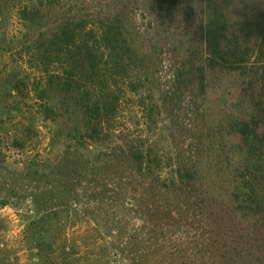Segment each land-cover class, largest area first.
<instances>
[{
    "label": "rangeland",
    "instance_id": "obj_1",
    "mask_svg": "<svg viewBox=\"0 0 264 264\" xmlns=\"http://www.w3.org/2000/svg\"><path fill=\"white\" fill-rule=\"evenodd\" d=\"M175 1L166 14L155 0H41L44 8L27 18L20 11L26 0H0V264H218L207 246H197L207 236L201 206L181 217L173 203L176 192L158 189L133 204L130 193L139 195L146 183L131 179L125 160H118L119 168L111 160L116 146L145 141L181 160L200 154L206 177L228 175L227 168H215L233 148L227 146L238 141L229 131L231 117L254 115L264 123L257 87L246 83L249 75L208 71L203 93L173 83L180 59L192 49L195 57L201 54L200 26L209 0ZM71 6L84 15L120 8L147 54L148 79L139 93L126 86L109 139L73 136L75 125L84 129L77 116H58L66 124L61 132L53 117L40 113L34 87L45 82L46 73L30 60L31 46ZM211 7L231 14L234 27H264V0H211ZM143 94L153 107L150 115L138 104ZM63 96L58 89L46 101L61 107ZM171 170L164 168L162 175ZM231 204L226 193L204 211L219 217ZM154 207L171 217L145 219ZM217 224L216 237L236 251L234 264H264V232L253 229L252 219L233 215Z\"/></svg>",
    "mask_w": 264,
    "mask_h": 264
},
{
    "label": "trees",
    "instance_id": "obj_2",
    "mask_svg": "<svg viewBox=\"0 0 264 264\" xmlns=\"http://www.w3.org/2000/svg\"><path fill=\"white\" fill-rule=\"evenodd\" d=\"M26 2L20 9L24 17H32L44 8L41 0ZM155 2L159 12L166 14L176 3L175 0ZM91 13L81 14L73 6L62 12L49 34H41L33 41L30 60L46 73L45 82L36 81L34 87L35 95L42 100V116L53 117L61 132L66 124L60 123L58 116H77L84 129L80 131L79 124L75 125L73 136L80 134L82 138L93 140L109 139L112 138L109 126L118 115L126 86L131 92L139 93L150 70L145 63L147 54L133 40L120 8L108 9L107 12L98 9ZM240 24L241 27H234L231 14L211 7L209 0L207 18L200 26L201 54L195 57L196 49H192L180 59L174 68L173 83L179 87L196 88L203 93L208 71L222 69L249 75L246 83L256 85L263 108L264 27L259 30L253 23ZM248 71L252 72L247 74ZM21 82L17 81L13 86ZM58 89L64 93L60 99L64 112L59 111L61 107L58 105L46 101L48 95L55 94ZM138 104L145 115H150L153 107L148 106L144 94L139 97ZM229 122V131L238 137V141L227 146H230L228 149L233 148L218 159V167L215 168L221 172L227 168L230 171L228 175L206 177L202 173L200 154L181 160L166 152L164 146L145 141H127L116 146L113 151L115 158L111 159L117 161L113 163L115 168L120 166L119 159L125 160L131 166V179L139 176L140 184L146 183V186H140L143 191L139 195L130 193L128 199L133 204L147 198L148 190L158 189L161 192H176L173 203L177 206V215L181 217L189 215L188 210L201 206L207 236L197 242V246H207L211 258L218 264H234L235 249L216 237L219 228L216 222L225 221L227 216L243 215L252 219L253 229L256 225L258 231L264 232V123L260 124L261 121L254 115L231 117ZM68 132L71 133V130ZM158 149L165 152L160 154ZM166 167L172 170L163 176ZM226 183H230V189L224 192L222 188H227ZM226 193L232 204L224 210L225 214L217 217L211 209L204 211L205 205H212L218 199L223 201ZM71 196L73 198L69 199L74 200L75 194ZM164 216L171 217L154 207L145 219L158 223ZM153 243L156 244L157 239Z\"/></svg>",
    "mask_w": 264,
    "mask_h": 264
}]
</instances>
